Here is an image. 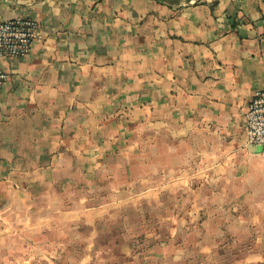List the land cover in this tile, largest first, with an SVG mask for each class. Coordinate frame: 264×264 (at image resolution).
I'll return each mask as SVG.
<instances>
[{"label": "crops", "instance_id": "0c3cea01", "mask_svg": "<svg viewBox=\"0 0 264 264\" xmlns=\"http://www.w3.org/2000/svg\"><path fill=\"white\" fill-rule=\"evenodd\" d=\"M24 15L31 52L2 61L0 263L37 232L129 228L162 197L177 223L202 214L205 238L226 213L264 227L241 216L264 212L244 129L264 91V0H0V22ZM253 243L244 260L264 263Z\"/></svg>", "mask_w": 264, "mask_h": 264}, {"label": "rangeland", "instance_id": "374dc122", "mask_svg": "<svg viewBox=\"0 0 264 264\" xmlns=\"http://www.w3.org/2000/svg\"><path fill=\"white\" fill-rule=\"evenodd\" d=\"M169 204V198L162 197L160 206L145 205L141 221L131 213L129 228H112L102 221L95 229L75 226L37 232L33 245H19L12 254L17 258L0 264H249L244 258L250 246L256 236L264 237V227L234 224L240 213L233 212L226 213L225 228L205 238L202 214L180 212L177 223ZM241 216L264 221V212ZM212 249L214 254L205 252Z\"/></svg>", "mask_w": 264, "mask_h": 264}, {"label": "built area", "instance_id": "2783aa9c", "mask_svg": "<svg viewBox=\"0 0 264 264\" xmlns=\"http://www.w3.org/2000/svg\"><path fill=\"white\" fill-rule=\"evenodd\" d=\"M39 24L29 15L0 22V89L8 79L2 61L26 57L37 39ZM247 145L264 153V91H257L250 99L245 113Z\"/></svg>", "mask_w": 264, "mask_h": 264}]
</instances>
